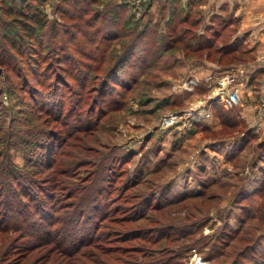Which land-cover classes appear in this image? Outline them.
<instances>
[{"label":"trees","instance_id":"1","mask_svg":"<svg viewBox=\"0 0 264 264\" xmlns=\"http://www.w3.org/2000/svg\"><path fill=\"white\" fill-rule=\"evenodd\" d=\"M45 1L9 0V4L6 0L1 1L7 4L0 9V66L6 67L19 80L22 79L18 87L24 92L28 88L27 92L32 93L29 94L30 98L34 95L36 100L39 97L38 101L29 105L34 107L37 102V107L42 111L40 113L48 121L58 124H49L51 127L47 130H35L42 124H31L28 129H14L10 124L11 128L3 130L0 135V220L6 227L15 229L21 226V222L31 221L26 226L31 225L33 230L24 233L37 241L48 240L43 243L55 246L65 256L69 255L66 256L69 264H189L182 259L186 251L195 247L201 239V236H194L201 231L200 223L194 218L167 222L164 214L172 210L167 208L169 210L165 213L161 211L173 203L181 204L188 197H204L210 187L214 190L212 192L210 188L212 194L217 195L216 182L200 178L198 185H202V188L197 193L186 192L175 198H169L165 190L159 192L152 189L136 194L137 201H133L131 206L107 208L106 203L103 205L100 200L95 201L96 196L101 198L100 191L111 185L110 179L122 176L123 163L128 162L127 154L112 148L102 158H80L77 161L80 168L76 172L70 171L74 164L71 163L74 159H70L75 155L74 150L83 151V137L90 129L89 124L98 123L99 116L107 106L114 103L115 106L111 107L118 108L122 105L124 90L129 91L143 71L154 66L169 49L182 47L189 53L185 45L190 43L193 46L191 49L199 52V55L224 67L252 60L253 55L243 46L242 37L233 35L237 28H228L236 19L231 13L224 18L223 12H215L208 13L210 21L200 24L199 17H191L192 7L196 8L200 0H166L170 13L164 22L166 30L163 31L158 20L154 21L152 15L147 16L159 0H148L143 4L141 17L133 13L128 15L124 6L108 3L107 0H59L60 15L71 21L67 25L64 23L60 29L56 20L48 18L43 6ZM177 2L181 6H176ZM166 6L163 4L161 7ZM196 9L200 13L201 10ZM6 15L13 18L8 19ZM143 15H146V19ZM11 22L13 26H10ZM174 62L170 61V66ZM37 69H43L39 78ZM24 76H33V81ZM200 84V87L206 86V90L211 87L208 81ZM68 93L76 95V98L68 99ZM162 103L168 104V100ZM211 110L221 117L227 129H233L238 124L237 119L228 115V109L221 102L212 103ZM25 111L27 109L22 112ZM196 124L188 131L208 127L203 125L198 128ZM254 133L252 129L247 131L250 139ZM16 146L24 148L25 165L34 170L26 171L13 163L9 150ZM258 147L264 157V142L259 143ZM41 167L47 170V178L41 184H34L38 179L25 177V171L29 175L41 174V170H38ZM203 167L200 169L203 170ZM105 171L109 174L106 180L102 178ZM142 181L141 178L130 181L125 189ZM103 182L108 185L104 186ZM262 189L264 180L252 193L242 189V199L250 198ZM11 194L13 199H10ZM121 198L122 195L119 196ZM123 202L128 203V198L123 196ZM5 206L13 207L15 212L9 215L4 210L1 213ZM186 208V205H181L178 209ZM240 209L245 216H241L238 228L232 229L224 222L215 231L214 240L209 246L210 240L204 241L211 250L206 255L208 260H217L223 255L226 259L233 254L231 262L227 264H252L240 262L239 259L255 253L254 238L242 234L247 218L253 216V209L247 203ZM151 211L156 213L150 214ZM7 215L9 218L6 221ZM17 215L24 218L19 219ZM139 221H142L141 224H136ZM68 222L72 226L67 231L65 227ZM87 222H91V227L87 229L81 226ZM35 226H40L38 233ZM113 233L115 236L112 237ZM134 239L141 243L122 244ZM102 240L109 241L110 245L117 244L114 248H106ZM232 241L234 243L231 245ZM148 243L155 246L151 247ZM243 243H246L244 248L238 252L237 248ZM41 245L40 242L27 246L23 242L17 248L25 251L21 253L25 257ZM90 246L92 248L88 249ZM227 247L231 250L225 251ZM222 262L225 260L222 259Z\"/></svg>","mask_w":264,"mask_h":264},{"label":"rangeland","instance_id":"2","mask_svg":"<svg viewBox=\"0 0 264 264\" xmlns=\"http://www.w3.org/2000/svg\"><path fill=\"white\" fill-rule=\"evenodd\" d=\"M1 1L0 9H2V5L6 2L9 4V0H6L5 3ZM107 1L118 6H124L128 15L133 13L134 16L141 17L143 14L142 10L144 8L140 10L137 8L133 9L129 4L120 3L119 0ZM166 3V0H159L158 6L156 5L154 10L147 15H152L154 21L158 20L159 26L163 31L166 30L164 22L170 13V9L167 8ZM163 4L166 7H161ZM59 5V0H46L43 6L48 18L51 21L56 20L57 27L61 29L64 23L67 25L71 21L64 19L60 15L61 6ZM178 5L181 6L177 2L176 6ZM223 5V11H225L228 7L226 3H223ZM215 7V4L209 3L206 0H200L196 4V8L201 10L200 13L196 11L195 7H192L191 17H199L200 24L206 23L210 21L207 16L209 13L207 9ZM222 16L227 18L229 16L228 11L223 12ZM238 16H233L236 20L228 26V28H233L234 26L237 28L233 35L238 34L239 31L240 18ZM144 17L146 19V15H143ZM6 18L10 19L13 17L6 15ZM10 26H13V22L10 23ZM185 46L188 48L189 53H186V50L182 47L169 49L154 66L143 71V74L131 86V89L129 91L127 89L124 90L125 97L121 99L120 103L122 105L118 108L114 107V103L112 104L114 105L113 107H111L112 105L110 107L104 105L107 107L105 108V112L99 116L98 123L89 124L88 127L90 129L84 134L85 144L83 151H73L75 155L70 160L74 159L71 162L74 164L70 167V171L76 172L80 168L77 166V161L80 158L83 159L89 156L102 158L112 148L118 152L127 154L128 162L123 163L122 170L124 172L122 176L110 179L111 185L109 187L106 186L108 183L103 182L106 188L100 191L101 198L98 199L97 195V199H94L95 201L100 200V203L103 205L106 203L107 208H115V206L119 205L131 206L133 201H137L136 194L152 189L159 192L165 190L169 198L182 196L186 192H193L192 194H195L202 188V185H198L200 178L204 177V181L213 180L216 182L215 192H217V195L212 194L214 190L210 187L212 192L209 188L204 197H188L181 204L173 203L166 207L164 211H161L165 213L169 210L167 208L172 210L167 214L165 213L166 215L164 214L167 222L194 218L193 220H197L201 225L200 233L194 235L196 238L201 236V239L195 247L186 251V255H184L182 260L187 261L189 264H227L228 261L232 260L233 254L226 259L225 255L222 254L223 256H219L218 261L208 260L206 255L211 251L208 246L214 240L213 235L215 231L224 222H227L232 229L239 227L241 216H245V213L242 214L240 207L247 203L253 209V211L251 210L253 216H250L251 213L248 214L250 217L247 218L244 224L242 234L244 233L245 237L254 238L255 243H252L255 253L252 256L250 255V257L239 259V261L260 264L261 261L264 262V209L262 208V205H264V193H261L264 189L245 199H242L243 195L241 193L243 192L242 189H248L252 193L264 180V157L261 155L258 147L259 143L264 142V125L263 129L255 131V129L251 128L252 120L250 119L251 116L257 117V111L261 108L262 103H264V93H262L261 88H257L258 84L255 83L254 78H245L243 64L248 61L224 67L222 64L205 58L203 55H199V52L192 50V44L188 43ZM243 46L247 47V44L243 43ZM172 60H175V62L170 66V61ZM227 68H232L235 71L243 70L240 73L241 78L239 79L240 104L237 107H230L221 102L224 108L228 109V115H232V118L237 119L235 120L236 122L238 121L236 127L227 129L223 125L221 117L212 112V125H208L207 128L186 132H184L185 129H178L176 127L170 128L166 132L155 130L156 121L164 111L169 109H184L198 105L200 102L206 101L215 86V82L210 81L211 87L208 90L205 89L206 86L200 87L201 84L192 90L183 89L181 83L184 78L193 75L202 83L206 82L203 78L206 72L220 75L227 71ZM213 69L216 71H212ZM0 70V135H2L4 129L11 128L10 124H12L14 129H28L31 124H42L35 130L43 128L47 130L49 126L51 127L49 124H58L48 121L49 119L43 113H40L42 111L37 107L39 106L37 102L34 107L29 105L33 101H38L39 97L34 100V95L32 98L29 97V94L32 93L27 92L28 88L25 92L19 89L18 86L21 85L22 79L19 80V77L15 76L6 67L0 66ZM37 71L39 78L40 74L43 73V69H37ZM148 71H150L149 74ZM24 78L26 77L24 76ZM28 78H31L33 81V76H27L26 79ZM43 89L41 88L42 91H45ZM67 97L68 99L76 98V95H69L68 93ZM167 100L168 104L162 103V101ZM25 109L27 111L22 112ZM242 111L244 112L242 113ZM37 115L39 117H36ZM251 129L255 132V135L250 139L248 137L250 134L247 135V131L249 132ZM80 134L82 135L83 133L80 132ZM23 149L20 146L10 148L9 151L13 163L20 169L23 168L26 171L29 169L34 170L32 167L25 165L26 152ZM201 166L207 169L205 168L204 171L203 167V170H201ZM38 170H41V174L29 175L26 171L23 172L27 179H38L34 184L39 185L47 178L45 177L47 170L43 169V167L41 169L38 168ZM118 171H120V168ZM108 175V172L105 171L102 174V178L106 180ZM140 178L143 180L142 183L125 189L130 181L135 182ZM122 191L125 192L121 193ZM120 195H122L121 199H119ZM208 195L211 197L207 198L206 196ZM123 196L128 198V203L123 202ZM13 198L14 196L11 194L10 199ZM181 205H186V210H179L178 208ZM173 208H176V210ZM4 210H7L9 215L15 212L13 207L8 206L3 207L1 213ZM155 213L153 211L150 212L153 215ZM17 217L19 219L24 218L18 215ZM8 218L9 216L7 215L6 221ZM141 222L139 221L136 224H141ZM26 223L31 224V221L21 222V229H19L20 227L15 229L6 227L5 223L0 220V264L8 262H11L10 264H69L66 260L68 258L66 256H69L67 253L65 256L63 252H58L55 246L43 243L48 240L37 241L36 238H31L27 233H24L26 230H33V227L31 225L26 226ZM90 223L87 222L81 226L88 229L91 227ZM58 226L56 227L58 228ZM71 226V222H68V225L65 227L66 230H70ZM34 229L38 233L40 226H35ZM113 236H115V233H113ZM204 237L207 239H204ZM15 239L16 241H14ZM104 240L101 242H104ZM206 240H210L208 246L204 244ZM23 242L27 246L40 242L42 245L35 247L33 251L29 252V255L23 257L21 253L25 251H19L17 248ZM135 243H141V241L134 239L122 244L135 245ZM233 243L234 241L231 242V245ZM116 244L110 245L109 241L103 243L106 248L110 246L114 248ZM245 244L243 243L241 247L237 248L238 252H240L241 248H244ZM148 245L151 247L155 246L153 243H148ZM87 248L91 249L92 247ZM229 250H231L230 247L225 249V251ZM195 253L204 260H198L199 263H192V257ZM137 256L140 257V254ZM222 259L225 262H222ZM193 262L195 261L193 260Z\"/></svg>","mask_w":264,"mask_h":264},{"label":"built area","instance_id":"3","mask_svg":"<svg viewBox=\"0 0 264 264\" xmlns=\"http://www.w3.org/2000/svg\"><path fill=\"white\" fill-rule=\"evenodd\" d=\"M120 3L129 4L133 9H141V6L148 2V0H119ZM137 10V12H139ZM206 81H214L215 86L212 93L208 96L206 101L200 102L198 105H193L184 109L166 110L156 121L155 130L159 132H166L170 128L189 129L195 122L200 119L211 117V104L214 102H224L226 105L232 107L240 104V76L238 71L230 68L220 75L207 74L203 77ZM200 84L196 76L189 75L182 81L183 89L192 90ZM264 119V103L257 111L256 123L260 124ZM193 260L195 262H193ZM204 260L201 256L195 253L192 257V263ZM199 263V262H198Z\"/></svg>","mask_w":264,"mask_h":264},{"label":"crops","instance_id":"4","mask_svg":"<svg viewBox=\"0 0 264 264\" xmlns=\"http://www.w3.org/2000/svg\"><path fill=\"white\" fill-rule=\"evenodd\" d=\"M206 1L215 4L216 6L215 8L207 9V11L209 10V13L211 14L215 12L228 11V13H231L233 16L239 15L238 17L240 18V21L238 26L239 29L238 36L242 37L243 43L247 44V49L254 56L253 60H250L247 63L243 64L245 78L246 79L254 78L255 83L258 84L257 88L258 89L261 88L262 93H264V0H206ZM223 3H226L228 7L225 11H223V6H224ZM212 71H216V70L213 69ZM238 72L240 76V73L243 72V70H239ZM206 73L210 74L208 72ZM206 73L204 74V76L207 75ZM253 85L250 88L251 90ZM244 111H242V113ZM212 112L213 111L211 110V115L213 116ZM212 116L210 118L200 119L198 122H196L197 123L196 127L202 128L203 125H212L211 124L213 119ZM250 119L252 120L251 121L252 129H255V131H259L260 129H263L264 119L260 124H255L256 123L255 117L251 116ZM186 131H188V129H185L184 132Z\"/></svg>","mask_w":264,"mask_h":264}]
</instances>
